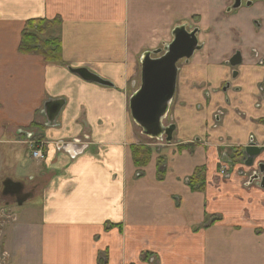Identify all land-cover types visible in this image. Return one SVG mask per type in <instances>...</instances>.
<instances>
[{
	"label": "crops",
	"instance_id": "1",
	"mask_svg": "<svg viewBox=\"0 0 264 264\" xmlns=\"http://www.w3.org/2000/svg\"><path fill=\"white\" fill-rule=\"evenodd\" d=\"M230 1L0 0V193L11 179L30 196L18 204L0 194V264H264V189L216 171L222 146L264 142V107L253 99L264 74L253 58L264 59V4L226 12ZM55 19L42 38L59 40L61 63L19 52L26 22ZM176 28L198 30L204 46L180 66L167 144L142 135L128 100L143 54L162 49ZM234 52L242 61L227 97L239 104L228 113L219 90ZM50 103L59 105L53 121ZM134 129L156 141L142 167L132 146L145 140ZM196 136L208 146H191ZM30 142L44 161L30 157ZM202 167L205 186L193 190L188 180Z\"/></svg>",
	"mask_w": 264,
	"mask_h": 264
},
{
	"label": "water",
	"instance_id": "2",
	"mask_svg": "<svg viewBox=\"0 0 264 264\" xmlns=\"http://www.w3.org/2000/svg\"><path fill=\"white\" fill-rule=\"evenodd\" d=\"M191 28H176L172 34V42L164 45L162 50L147 52L140 59L139 87L128 100V111L131 121L142 131V135L150 139L160 140L167 134L170 142L172 129L167 132L163 126L171 102L174 98L177 81V64L181 60L190 59L198 50L196 32L188 33ZM231 66L239 64L238 57ZM68 71L76 75L84 82L97 84L103 87H112V84L102 80L86 68L72 69ZM49 117L56 118L59 105L50 103L46 109ZM74 145L59 144V149L69 152ZM258 153L255 148H246L245 155L254 156ZM75 153L73 154V156ZM23 185L11 179H5L1 184V196H16L18 204L25 202L30 196L22 194Z\"/></svg>",
	"mask_w": 264,
	"mask_h": 264
},
{
	"label": "flooded vegetation",
	"instance_id": "3",
	"mask_svg": "<svg viewBox=\"0 0 264 264\" xmlns=\"http://www.w3.org/2000/svg\"><path fill=\"white\" fill-rule=\"evenodd\" d=\"M245 1H248V4L246 7L247 8L250 7L252 4L251 1H249V0H245ZM258 1H261L264 4V0H258ZM242 4H243L242 0H231L230 4L227 6L225 11L226 12L236 11L241 7ZM254 23H255V25H257V22H254ZM186 31L188 33L196 32L195 37L197 40L198 50H196L194 52V54H193V56H194L196 53L201 51L202 47L204 46V41H200V36H199L198 30H186ZM171 42H172V38L168 44H170ZM168 44H166V46ZM235 57H238V61L240 64L242 61V56L240 55V52H234L230 57L226 58L223 61V64L225 65L223 67L228 68L230 73H229L226 81L224 83H222L220 90H219L220 93H222V95L224 97V104H225V110H226L225 112H228V113H229V110L231 109V107L233 106V103L239 104V98L234 97L233 100L231 101L227 97L228 92L232 90L233 82L236 81V78L238 76L237 68L240 65L238 64L235 67L231 66L232 63L236 62ZM253 58L258 61V66L260 68L264 69V59H262V58L259 59V55L257 52H254ZM190 59H188L187 61L181 60L177 64V68H178L177 78L179 75V71L181 69L180 66H182V65L186 66V62H188ZM176 85H177V81H176ZM253 88H255L254 92H253L255 109L256 108L258 109L261 106L264 107V74L262 76L260 83L253 86ZM236 91H238V90H236ZM240 105L244 106L243 104H240ZM205 108H206V105L204 107L202 105H199V104L196 106L197 111H200V110L205 109ZM228 113H227V115H228ZM221 114H222L221 111L215 112L214 116L211 118L212 126L220 125L218 123L222 120ZM241 117H243L242 114H241ZM220 118H221V120H220ZM262 123L264 125V121ZM163 126H164L165 130H167V132L170 128L172 129V132L175 129V125H174L171 117L167 118V116H166L165 120L163 121ZM172 135L173 134L171 133L170 142L167 144H171ZM168 138H169V136H167V134L165 132V134L162 136V139L157 140V141L166 143V140ZM206 139H208L207 136H205V139H201L199 136H196L194 138L193 142L191 143V146L197 145V146L207 147L208 142ZM222 148L224 149L223 151H225V152L221 153L219 151L220 156L218 159V169L216 170L217 173H218V170L221 166H225L227 168L226 169L227 174H226V177L224 179H229L232 175H234V176H236L242 180V183L245 187L250 188L253 185H255V186H258V187H261L262 189H264V142L262 144H258L255 141L253 136H249V138L247 139V143L245 145H240V146L224 145V146H222ZM246 148H255V150H258V153L254 156L245 155Z\"/></svg>",
	"mask_w": 264,
	"mask_h": 264
},
{
	"label": "trees",
	"instance_id": "4",
	"mask_svg": "<svg viewBox=\"0 0 264 264\" xmlns=\"http://www.w3.org/2000/svg\"><path fill=\"white\" fill-rule=\"evenodd\" d=\"M60 25V19L32 20L25 24L19 44V52L24 55H38L49 64L61 63L60 42L58 39H43L53 28ZM133 162L136 167L144 166L150 156V150L144 145L132 146ZM206 169H196L188 180L193 190H202L205 186Z\"/></svg>",
	"mask_w": 264,
	"mask_h": 264
},
{
	"label": "built area",
	"instance_id": "5",
	"mask_svg": "<svg viewBox=\"0 0 264 264\" xmlns=\"http://www.w3.org/2000/svg\"><path fill=\"white\" fill-rule=\"evenodd\" d=\"M29 147H30V157L33 160L38 162H42L45 160V154L42 151V146L40 143L30 142ZM226 169L227 168L225 166H221L218 170L217 176L224 179L227 174Z\"/></svg>",
	"mask_w": 264,
	"mask_h": 264
},
{
	"label": "rangeland",
	"instance_id": "6",
	"mask_svg": "<svg viewBox=\"0 0 264 264\" xmlns=\"http://www.w3.org/2000/svg\"><path fill=\"white\" fill-rule=\"evenodd\" d=\"M243 3H244V6L246 7L247 6V4H248V1H245V0H243ZM136 130V134H137V136L138 137H136L138 140L140 139V140H145V142L143 141H140L139 143V145H144V146H146L147 148H149V150H151V152L152 151H155L157 148L156 147H154V145H156V141H154V140H146V139H144V138H142L141 136H140V134H139V132H138V130L137 129H134V131Z\"/></svg>",
	"mask_w": 264,
	"mask_h": 264
},
{
	"label": "bare ground",
	"instance_id": "7",
	"mask_svg": "<svg viewBox=\"0 0 264 264\" xmlns=\"http://www.w3.org/2000/svg\"><path fill=\"white\" fill-rule=\"evenodd\" d=\"M30 55V54H29Z\"/></svg>",
	"mask_w": 264,
	"mask_h": 264
}]
</instances>
